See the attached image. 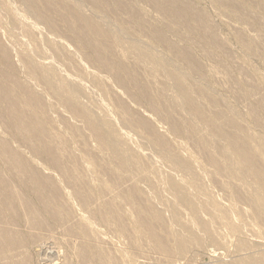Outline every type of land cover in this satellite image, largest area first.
I'll return each instance as SVG.
<instances>
[{
  "label": "rangeland",
  "instance_id": "1",
  "mask_svg": "<svg viewBox=\"0 0 264 264\" xmlns=\"http://www.w3.org/2000/svg\"><path fill=\"white\" fill-rule=\"evenodd\" d=\"M106 1L109 6L100 9L90 0H61L75 10L77 15L88 18L95 26L111 33L110 38H116L111 40L115 48L113 59L123 62L131 74L135 75L134 79L137 78L138 85L148 88L150 96L158 105V113L140 97V100L135 99L127 92L121 84L126 78L125 72L114 74L106 65L99 64L94 49L80 42L75 34L66 32L63 24L56 30L45 29L44 17L32 4V0H0V38L3 46L12 53L13 60L9 63L0 56V71L9 72L8 75L16 77L23 88H28L32 93L37 92L41 97L42 109L39 108L41 113L37 115L45 119L46 127L52 133L51 143L55 146V152L66 167L75 168L86 183L71 188L67 183L68 175L60 173L53 165L42 144L38 140L29 143L24 141L25 136L21 137L23 134L13 126L8 116L7 105L0 100V139L8 141L15 148L14 151L22 154L40 170L41 175L51 176L54 185L61 190L62 202L67 206L58 216L46 211V205L38 197L40 193L32 188L30 180L19 178L0 152V173L11 184L14 182V188L33 204V208L40 212L51 230L49 234L41 231L42 237L35 240L33 231L26 224L23 205L7 186L0 184L11 206L8 209L7 203L4 205L0 202V211L6 221L16 223L20 229L18 236L23 246L21 248L24 249L4 259L0 257V264H15V261L18 263L25 259L30 264H42L41 261L58 264H66L65 261L68 264H114L110 259L102 263L109 252L119 258L120 264H261L264 262V188L241 167L232 146L213 132L208 121L195 115L184 94L174 84L173 76H180L198 91L209 113H219L218 121L223 129L238 130L229 126L224 119L234 120L243 129L252 150L264 162V106L260 102L264 96V0H237V9L215 0H183L196 7L208 19L210 32L218 35L217 41L221 47H211L207 34L197 29L189 30L181 21L173 22L150 0H128L135 11L133 14L120 9L113 0ZM237 10L247 13L238 17ZM193 22L197 23V19H191ZM141 23L145 24L143 28L139 27ZM153 25L165 32L175 46H183L193 56L196 69L180 58L173 48L150 34ZM42 33L45 37L40 36ZM240 34L246 39L260 40L262 47L247 49L238 39ZM44 47L45 50L42 49ZM57 49H60L58 53ZM138 52L144 56L140 57ZM28 54L41 57L46 66H58L61 69L58 71L61 77L58 78L69 85L71 83L70 93L77 102L84 103L104 129L113 128L116 133L114 142L118 143L125 155L123 164L112 154L111 148L104 150L93 139L75 130L67 111L23 62L21 56ZM249 78L254 80V94L248 91L251 89L246 84ZM72 84L78 88L74 90ZM129 89L134 91L135 94L131 92L133 95L139 93L134 86ZM24 100H19V103L25 105ZM251 107H255L263 119L254 120L250 115ZM136 112L153 123L161 136L191 165L198 175V186L193 183V176L189 172L172 166L162 156L161 150L150 143L148 133L131 117ZM31 113L32 116L36 115V111ZM169 113L177 121L188 122L195 134L203 138L215 158L228 166L231 174L215 173V167L206 159L202 149L193 144L192 139L187 135L175 134L168 120V116H171ZM79 122L82 123L81 120ZM55 140H58L57 143ZM137 160L143 164L146 161L144 178L136 175L141 169ZM125 171L129 175H122ZM133 186L139 189L143 198L151 199L162 213L158 219L148 220H151L155 233L166 240L171 253H166L154 244L149 230L138 222L135 206L128 196H124V192ZM236 189L242 192L240 197L235 194ZM177 192L195 202L200 212L195 213L192 206L182 202ZM80 194L90 198L89 210L80 200ZM252 198L257 200L253 209L247 202ZM110 209L117 211L118 223L111 214L108 215ZM148 215L145 213L147 218ZM85 228L94 242L82 233ZM71 232L78 237H72ZM80 248H86V254L82 255ZM40 249L45 251L39 255Z\"/></svg>",
  "mask_w": 264,
  "mask_h": 264
},
{
  "label": "bare ground",
  "instance_id": "2",
  "mask_svg": "<svg viewBox=\"0 0 264 264\" xmlns=\"http://www.w3.org/2000/svg\"><path fill=\"white\" fill-rule=\"evenodd\" d=\"M90 1L92 2V4L95 7L100 8V9L102 7L103 8H107L109 6L108 5L109 2L107 3L106 0H90ZM113 1L118 7H120V9L123 8V10L127 11L128 13L133 14L135 12L133 7H132V5L129 4L128 0H113ZM150 1H152L155 4L156 7L158 6L160 11H162V13L165 16H167L171 20H173V22L181 21V22L184 23V25L187 28H189V30L197 29L200 33L207 34L208 35L207 36V40H208L209 44L211 45V47L212 46L221 47L218 44V41H217L218 35H216L215 32H210V25H209L208 19L206 17L204 18L203 15L192 4H190L188 2H185L183 0H150ZM215 1L220 3V4L226 5V6H234L235 8L239 7L237 5V0H215ZM32 4L35 5V7L38 9V11L41 12V15H43V17H44L43 21H44V24L47 27L45 28V27H43L40 24L42 26V28H45V29H48V30L52 31V30H56V28L59 27L60 24H63V27L66 30V32H70V33L75 34L77 39L80 42L87 43L94 49L95 55L98 58L97 61H99L98 62L99 64L102 63V64L106 65L105 67L111 69L112 72H114V74L115 73L116 74L117 73L120 74L121 72H125L126 78L122 81L121 84L123 85V87H125L126 90H128L127 92H129L135 99L143 100L152 110L157 111V113H158V105H156V101H154V99H152V97L150 96L148 88H146V87H144V86H142L140 84L138 85V83L136 82L137 78L134 79L135 75L133 76L131 74V71L129 70L128 67H126L123 64V62L119 63V62H117L116 60L113 59V56L115 55V53H114L115 48L113 49V45H112V41H111L113 38H110V36H109L111 33L108 34L107 31H105L104 29L99 28L100 26L99 27L95 26V24H93V22H91V20H89L88 18H86L84 16L81 17L80 15H77L74 12L75 10L73 11L72 8H70V6H68L67 4H64L63 2H61V0L60 1L59 0H37V1L36 0H32ZM115 8H117V7H115ZM236 12H237V16L238 17L245 16L244 14L247 13V12L241 11V10H237ZM20 17H21V15H20ZM135 17H138V15L135 16ZM252 18H254V17H252ZM191 19H197V23L196 22L191 23ZM141 20H140V22H141ZM25 21H27V20H25ZM141 25H142V23H141ZM143 26H145V24L142 25V26H139V27L143 28ZM150 29L152 31V33L150 32V34H153L155 37H157L159 39V41H161L164 44H166V46H168L169 48H173L174 52L180 58H182L184 61H186L193 69H196V67H195L196 64H195V62L193 60V56L188 51H186L185 48H182L183 46L181 48L178 47L179 45L175 46L174 43L169 41V39L167 38L168 36H166L165 32L163 33V31L160 28H158V27L153 25V27H151ZM44 35L42 33V35H40V36L42 37ZM35 36H36V34H35ZM114 39H116V38H114ZM114 39H113V41H114ZM238 39L242 43V45L244 47H246L247 49L252 48V50H255L256 48L262 47V43L258 39H252V40L246 39L241 34H240ZM55 40H57V39H55ZM61 41H58V42H61ZM44 42L42 44H44ZM42 49L45 50L46 48L44 47ZM52 49H54L53 46H52ZM58 50H60V49H57V51H56L57 53H58ZM48 52H49V50H48ZM11 54L12 53H10V51L3 46L1 38H0V56L4 60L9 61V63H11V61H13ZM43 55H44V53H43ZM138 55L140 57L144 56L143 53H139V52H138ZM33 56L35 57V55H33ZM33 56L28 54V55H25V56L22 55L21 57H22L23 62H25V64L28 65L29 68L31 69V74L34 77H36L39 80V82L42 83L47 88V90L55 97V99L60 103V105L67 111V113H68V115L70 117V120H71V122L73 123V125L75 127V130H78L83 135L93 139L96 143H98L100 145V147L102 149L108 150V149L111 148L112 149V154L117 159H119V161H120L119 163L120 164H123L124 163L123 161L125 160V155L122 154L123 152H122L120 146L118 145V143L116 144L114 142L116 140V136H115L116 133L113 130V128L109 127L108 130L104 129V127L102 125H100L98 123V121L94 118L93 113L90 112L83 105L84 103L82 104L81 101L77 102L78 100L75 97H73L71 95V93H70V91H71V88H70L71 83L69 85V83H67L66 81L61 80L60 78H58V76L61 75L58 72V71H61V69L58 66H52V64H51V66L50 65L46 66L44 64L43 59H41V57H35L34 58ZM52 58H53V56H52ZM51 61H53V60H51ZM54 63L55 62L53 61V64ZM60 66H62V64ZM14 67H15V65H14ZM56 68H57V70H56ZM63 68H65V66ZM105 70H106V68H105ZM107 71H109V70H107ZM136 71H138V70H136ZM8 73H6V71L5 72H1L0 71V100H1L2 103L7 105L6 106L7 110H8L7 113H8V116H9V118L11 119V121L13 123V126H15V128L17 127V129L20 131L19 133L23 134L21 137L25 136L26 139L23 137L24 141L26 140L28 142V141H32V140H38L42 144V146L45 148L46 153L48 154V156H49L51 162L53 163V165L60 171V173H64L66 176L68 175L67 176L68 177L67 183H68V185L71 186V188L73 186H78L79 184L84 183V181L82 180L80 175L77 174L76 169L75 168H70L69 169L68 167H66L65 163H63L61 161V159H60L61 157H59L58 154L55 152L56 151L55 150V146H53V144L51 143V140H52V137H53V136L51 137L52 133L47 129L46 123H45L46 122L45 119H43L42 117L37 115L38 113H41L40 110H39L40 106H42L41 105L42 104L41 103V97L38 94H36L37 92L32 93V91L30 92V91L27 90L28 88L27 89L23 88L22 84H20V82H18L16 77L14 78V77L8 75ZM109 74H110V71H109ZM65 77H67V76H65ZM224 77H225V75H224ZM67 78H69V77H67ZM112 78H114V77H112ZM221 78H223V76L220 77V79ZM226 78L229 79L227 75H226ZM57 80H59V81L61 80L62 82H59ZM67 80H69V79H67ZM222 81H223V79H222ZM173 82L176 85V87L179 90H181V92L184 94V96L187 99L188 105L190 106L191 109L194 110L195 115L197 117L203 119V120L208 121V123H210V125H211V127L213 129V132L216 133L219 136H222V138L225 139L228 142V144H230L232 146V148L236 152V157H237L236 159H238L241 167L244 170H246L248 172V174L250 176H252V178H255L254 180L256 182H258L259 185H261V188H264V162L261 160V158L258 156V154L255 153L252 150V148L248 144V141L245 138L243 129L232 119H224V120L227 122V124L229 126H231L233 128H236L238 130L226 129L224 126L223 127L226 130L223 129L221 127L222 125L218 121L219 113H217V112L209 113L206 110V108L204 107V103H202V101L200 100V98L198 96V91L196 89L192 88L183 78H181L180 76H177V75L173 76ZM253 82H254V80L251 79V78L246 80V84L248 86L249 85L251 86V89L248 87L249 88L248 91L250 93H253V91H254L253 87L255 85H254ZM117 84H119V83H117ZM122 85H121V87H122ZM152 85L153 84H151V86ZM79 86H81L80 83H79ZM130 86H134L135 88H137L138 91H139V93H138L139 95L138 94L133 95L132 93H134V91L133 92L130 91V89H129ZM148 86H150V85H148ZM73 87H74V85H73ZM13 88L16 89L17 91L13 92ZM76 88H78V87H76ZM76 88L74 87V90H76ZM151 88H153V87H151ZM78 90H82V89H78ZM153 90H154V88H153ZM159 92H160V90H159ZM75 93H76V91H75ZM154 93L155 92H153V94ZM162 95H164V94H162ZM165 96H166V94H165ZM139 97H140V99H139ZM156 97H158V96H156ZM130 98H131V96H130ZM19 100H21V101L24 100L25 105L20 104ZM168 100H169V98H168ZM1 102H0V105H1ZM260 102L264 106V96L261 97ZM160 105H162V100H161ZM29 108L32 109L31 112L36 111V115L32 116V113L29 112ZM40 109H42V107ZM166 111H167V109H166ZM170 115L171 116H168V120L170 121V124L172 126L171 130H173V132L175 134L187 135L190 139H192L193 144L196 147L202 149L206 159L210 162V164H212L215 167V169H216L215 173H218V174L219 173L220 174H224L225 173L226 174V172H227V173L231 174V170L228 169V166L225 165V164H221V162H219L215 158V156L213 155L212 151L209 150L206 147L207 144L204 143L203 138H201V137L199 138L197 136L198 134L197 135L195 134L193 128L189 126L188 122H186L184 120H183L184 122L177 121L176 119L173 118L172 114H170ZM250 115L252 116V118L254 120H260L261 118L263 119V117H261V115H259V112L257 111V109H255V107H251L250 108ZM159 116H161V115H159ZM131 117H133V121H136V123L141 124V128L148 133V136H150V139H149L150 143L153 146H155V147H157V148H159L161 150V152L163 153L162 156L172 166H174L175 168H179L182 171H186V173L189 172V174L193 176V183L198 186V182H199L198 181L199 179H197L198 175H196L194 173L193 168L191 167V165L177 151H175L173 149V147L170 145L168 140H166L165 138H163L161 136V134L152 125L153 123L151 124L150 121L146 117H144L143 115H140L137 112L136 113H132ZM79 120H81L82 123H80ZM55 141L57 143L58 140H55ZM56 143H55V145H56ZM30 144H32V143H30ZM30 147H31V145H30ZM32 147H33V145H32ZM14 149L8 143V141H6L4 139H0V152L2 153V156L5 157L4 159L8 162L10 167L15 172L18 173L19 178L21 177L24 180H30V182L32 183V188L36 192H39L40 194L42 193L41 195L39 193H37V194H39L38 197L39 198L41 197L42 201L44 202V205H46L47 209H45V210L49 211L54 216H58V215L62 214L67 209V206L62 202L61 199L63 198V195L61 193V190H59L54 185V181L50 178L51 176L49 175L50 177H48V176H46L47 174L46 175L43 174V175H45V177H43V175H41V173L39 172L40 171L39 169L37 170L31 164V162L26 160L25 157L21 156L22 154L20 155L16 151H14ZM34 149H35V147H34ZM68 149H69V147H68ZM29 152H31V151L29 150ZM35 153H36V151H35ZM63 153H64V151H63ZM33 155H34V153H33ZM78 161H79V159H78ZM137 162L140 164L141 169L136 172V175L144 178L145 175H146V169H145V166H144L146 161L144 162V164L139 162L138 160H137ZM41 170H43V169H41ZM0 174L2 175L0 177V184L7 186L8 189L11 191V193L14 195V197H16L21 202V204L23 205L24 217H25V220H26V224L33 231V238L35 240L40 239L42 237L41 231L43 233H48V232L51 233L50 227L46 224V222L40 216V214H39L40 212L38 213V211L33 208V206H32L33 204L30 203L26 198H24L16 188H14L15 187V185H13L14 182H13V184H11L10 182H8V180L5 179V177L3 176L2 173H0ZM122 175L126 176V175H129V174L125 171ZM85 184L86 183H84L82 185H85ZM173 185H174V183H173ZM17 187H20V186H17ZM49 187H51V189L48 191ZM1 190L2 189H0V202L3 203V204L7 203L8 209H11V206L8 204L9 201L6 199V197L4 196V193ZM29 190H31V187H30ZM177 194H178L179 199H181L182 202L186 203L187 206L188 205L192 206L193 211H195V213L198 214L200 212L198 205L195 204V202L191 201L190 198H188V196H186L184 194H180L178 192H177ZM235 194L238 197H240L242 192L240 190L236 189ZM26 196L28 197V195H26ZM79 196L81 198V199L80 198L79 199L82 201V203L85 206V208H87L89 210V206L88 205L90 204V198L86 197L85 195L83 196L82 194H80ZM124 196L126 198L128 196V198L131 201V203H133V205L135 206V209L138 212V218H139L138 222L140 223V225H142L143 227H146L149 230L150 235H151V239L153 240V243L156 244L161 250L165 251L166 253H171V250H170L169 245L167 244L166 240L164 238H162L159 234L155 233V230H154L153 226L150 224L151 220H148L149 218L150 219H153V218L158 219L159 217L162 216V213L158 211V208H157L156 204L151 199L148 200L147 198H143V195L139 193V189L136 186H133V187L130 188V190H128L127 192H124ZM38 197H37V199H38ZM247 202L250 203L249 204L250 208L253 209V208L256 207V202H257L256 199L252 198V199H250ZM40 203L41 202H39V204ZM145 203H146V205H145ZM242 207H243V205H242ZM109 208H110V206H109ZM250 210L248 209V211H250ZM255 212H257V211H255ZM10 213L12 214V212H10ZM145 213H149L148 218L145 216ZM15 214H16V212H15ZM110 214L112 215V218L115 219V222L118 223V213H117V211L114 210V209H110L109 212H108V215H110ZM105 217H106V215L104 216V218ZM7 220H9V219H7ZM63 222H65V221L63 220ZM15 224L16 223H13V222H10V221H6L4 219L3 213L0 211V257H3V259H4V257L16 254L20 250H22L21 247H23V246L21 244V239L18 236L20 229ZM82 233L84 234L85 237L89 238L90 241H91V239H93V242H94V238L90 235V233L88 232L87 228H85L82 231ZM71 236L72 237H75V236L78 237L77 234H73L72 232H71ZM44 251H45L44 249H40V251H38V254L40 255ZM80 253L82 255L86 254V248H80ZM107 253H108V251H107ZM107 255H108V257L103 259L102 263L106 259H110L114 264H120L119 258L116 255H114L113 252L112 253L109 252V254H107ZM14 256H16V255H14ZM85 256H87V255H85ZM28 258L30 259L29 256H28ZM99 259L100 260L102 259V257L100 255H99ZM3 262H5V261H3ZM41 262H42V264H58V263H55V262L54 263L53 262L49 263L48 261L47 262L41 261ZM65 263L68 264L69 262L65 261ZM15 264H30V263H28L27 260L25 259V261H20L18 263H16V261H15ZM261 264H264V262H262Z\"/></svg>",
  "mask_w": 264,
  "mask_h": 264
}]
</instances>
